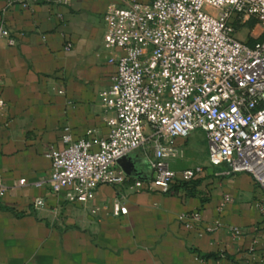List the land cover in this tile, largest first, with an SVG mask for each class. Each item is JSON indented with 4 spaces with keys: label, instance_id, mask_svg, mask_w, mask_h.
Wrapping results in <instances>:
<instances>
[{
    "label": "crops",
    "instance_id": "1",
    "mask_svg": "<svg viewBox=\"0 0 264 264\" xmlns=\"http://www.w3.org/2000/svg\"><path fill=\"white\" fill-rule=\"evenodd\" d=\"M10 1L0 0V20L17 39L9 46L0 38V264H264L257 205L264 192L252 174L226 163L206 160L189 189L176 183L168 193L128 188L119 199L121 187L101 184L92 200L80 202L68 186L51 191L47 153L63 146L65 126L94 141L109 132L100 92L117 66L104 46V14L119 0ZM197 131L207 153L204 132L191 135ZM190 136L176 139L182 159ZM130 156L138 172L132 179L153 177L140 151ZM226 194L234 201L219 213ZM38 198L44 204L36 207ZM118 201L126 213L114 212ZM192 210L244 232L199 235L179 218Z\"/></svg>",
    "mask_w": 264,
    "mask_h": 264
},
{
    "label": "built area",
    "instance_id": "2",
    "mask_svg": "<svg viewBox=\"0 0 264 264\" xmlns=\"http://www.w3.org/2000/svg\"><path fill=\"white\" fill-rule=\"evenodd\" d=\"M18 1L29 6L43 0ZM251 19L263 28L252 44L236 29ZM104 23V46L117 66L100 92L109 132L94 141L75 138L65 126L63 146L47 153L51 191L68 186L80 202L92 200L101 184L121 187L119 199L128 188L168 193L203 172L201 164L173 166L184 157L176 139L201 130L209 165L226 163L232 172L250 173L264 192V0H119L104 14ZM0 38L17 44L4 20ZM5 107L0 97V113ZM136 151L144 154L152 178L132 179L119 164ZM261 199L257 205L264 217ZM233 201L224 195L218 212ZM43 204L41 198L34 203ZM114 212L126 213L127 207L118 201ZM179 218L199 235L244 232L220 216L205 221L199 210Z\"/></svg>",
    "mask_w": 264,
    "mask_h": 264
},
{
    "label": "rangeland",
    "instance_id": "3",
    "mask_svg": "<svg viewBox=\"0 0 264 264\" xmlns=\"http://www.w3.org/2000/svg\"><path fill=\"white\" fill-rule=\"evenodd\" d=\"M237 35L242 39H245L246 42L252 44L255 39L261 37L263 28L257 23L256 20L251 19L247 23L236 25ZM201 132L197 131L190 136L191 146L186 148V157L181 158L177 163L176 168H184L192 165H205L204 163L207 160V153L204 147V140L201 139ZM207 145V143H206ZM144 156V154L142 153ZM144 156V160H145ZM208 161V160H207Z\"/></svg>",
    "mask_w": 264,
    "mask_h": 264
},
{
    "label": "water",
    "instance_id": "4",
    "mask_svg": "<svg viewBox=\"0 0 264 264\" xmlns=\"http://www.w3.org/2000/svg\"><path fill=\"white\" fill-rule=\"evenodd\" d=\"M119 164L126 171V173L130 176L137 175V168L135 167V163L132 161L131 156L123 157L119 160Z\"/></svg>",
    "mask_w": 264,
    "mask_h": 264
},
{
    "label": "trees",
    "instance_id": "5",
    "mask_svg": "<svg viewBox=\"0 0 264 264\" xmlns=\"http://www.w3.org/2000/svg\"><path fill=\"white\" fill-rule=\"evenodd\" d=\"M194 180H195V179H194ZM194 180H193V181H194ZM193 181H192V182H193ZM190 183H191V182H182V183H180V184H181L182 186H184V187H186V188L189 189V188L191 187Z\"/></svg>",
    "mask_w": 264,
    "mask_h": 264
}]
</instances>
